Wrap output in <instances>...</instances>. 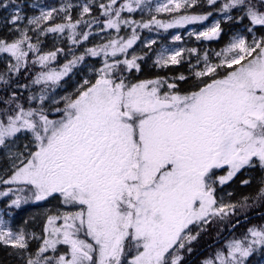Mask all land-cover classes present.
Listing matches in <instances>:
<instances>
[{"label": "snow or ice", "instance_id": "1", "mask_svg": "<svg viewBox=\"0 0 264 264\" xmlns=\"http://www.w3.org/2000/svg\"><path fill=\"white\" fill-rule=\"evenodd\" d=\"M197 2L167 0L156 11L186 13ZM206 2L217 7V0ZM27 7L18 0H0V10L11 9L6 24L19 33L12 42L0 39V53L10 57L6 74L26 67L30 52L37 56L34 63L45 67L62 51L42 54L39 36L34 44L29 31L67 33L73 44L87 41L91 34L77 31L80 25L117 34L123 25L132 35L87 48L62 71L41 72L32 81L55 85L85 56L103 53L94 82L85 79L75 96L62 97L63 107L55 99L47 105L49 97L43 91L23 103L16 91L0 95V199L15 197L0 215V244L15 249L23 264H182L183 251L191 252L200 234L193 235L190 226L205 231L238 209H247L249 199L264 202V178L256 196L242 202L224 203L216 196L218 185L242 171H264V0H226L219 7L225 14L236 10L239 21L248 23L215 53L217 62L207 54L201 62L197 49H188L196 54V64L189 62L190 76L135 83L124 73L140 71L137 60L143 57L127 58L139 38L133 27L137 22L122 13L151 10L150 0L99 2L102 20L92 17L90 3L41 7L39 15L31 17L24 11ZM74 7L80 12L76 20ZM61 14L64 22L50 23ZM211 15L179 14L168 23L153 16L140 26L167 29L203 22ZM221 34L217 21L196 38L212 40ZM184 51H161L155 63L178 65ZM117 53L125 58H117ZM189 79L191 87L181 89L177 81ZM0 82L8 85L10 75L6 79L0 74ZM50 199L58 201V208L47 215L39 235L25 227L14 230L5 218L13 206ZM258 250L264 251V226L248 228L203 264H247Z\"/></svg>", "mask_w": 264, "mask_h": 264}, {"label": "rangeland", "instance_id": "2", "mask_svg": "<svg viewBox=\"0 0 264 264\" xmlns=\"http://www.w3.org/2000/svg\"><path fill=\"white\" fill-rule=\"evenodd\" d=\"M70 2L73 5H80L83 3H90L93 5L94 14L100 16V10L98 7H96V4L99 2H106V0H58V3L53 5L52 3L46 4L44 2H40L39 0H20L19 3H27L29 5L28 8L31 10H35V13L27 12L28 16H36L39 15L40 8H52V7H60L62 4ZM119 2L123 3L124 0H119ZM167 0H150L151 10L149 8H143L136 9L133 13H128L125 11L122 13L124 17H126L129 20L136 21L137 24L133 25V27H136L137 29V35L138 39L135 41V43L132 45V48L128 49V53L130 51L134 52L135 50L139 49L140 47L147 46L150 41H155V52L154 55L149 56L150 52H143L138 57H143L142 60H151V58L154 60V62L157 59V56L161 51H167L172 52L177 49H184L183 52V59L182 61H190L191 64H196V54H189L188 49L195 48L198 51V54L201 58V62L203 60V57L205 54L208 55L209 59L215 63L217 62L218 58L216 57L215 53L219 52L222 48L226 46L228 41L231 39L232 36L236 35L237 33H242L244 31V25L248 23L247 20H244V23L241 24L239 21V16L241 13H238L236 10H232L230 13L225 14L224 12L219 10V7L223 5V0H217V7H212L207 4L206 0H198L197 4L194 7H191L187 10L185 13L182 9L180 13H169V12H157L156 6L158 4L166 3ZM33 5H38L39 7H31ZM208 12H211L212 15L208 17L207 20L203 22H195L190 24H185L183 26L173 27V28H158L155 24H152L150 28H143L140 25L144 23H148L153 16L156 17L157 20H160L162 22H171L174 16H178L179 14H188V15H206ZM11 13V9L8 11H3V15L0 16V31L4 30L6 32V35L3 36L1 39L6 40L8 42H12L13 40L17 39L19 36V33L12 30L10 25H7L5 22V18L9 17ZM77 15L80 17V12L78 7H74L71 10V14ZM228 15H231L233 19H228ZM63 17V15L61 14ZM220 22V27L222 24H224V27L227 25H231L232 27H228V30H222V34L219 38H214L212 40H205L203 38L197 40L196 34L199 32H202L206 30L207 28L211 27L215 22ZM64 22V21H63ZM233 22V23H232ZM56 23H62L61 21H57ZM240 23V24H239ZM233 24H238L237 26H234ZM23 27V25L21 26ZM89 39L87 41H82L84 46H88L89 44H95L97 45H103L108 42L110 39H118L119 37H124L127 39L132 35V31L130 28L122 25V30L119 32V34L116 33L115 30L106 29L104 32H99V28L94 25L92 29L90 30ZM191 33V35H190ZM34 36L32 37L33 40L31 42L37 41V36H39V39L41 36H45L46 40L51 43L52 47H54L55 51L57 48V45L60 43H66L67 45L71 43V41L68 39V34H47L44 35L39 32L33 31ZM179 35L181 37L180 40H175L174 37ZM217 46V47H215ZM50 50H45V48H40V52L42 54L48 53ZM52 52V51H50ZM111 50H109V62H111ZM139 53V52H138ZM84 55L80 51H77V49H71L66 52V54L63 56V63L61 62H50L49 68L42 67L38 62L34 63V60H37V56L34 53V60H32L33 66L36 69L37 73L34 76V79H36L37 76L40 75L41 72H47V71H62L65 64H68L69 61L73 60L74 56H81ZM117 58L124 59L125 54L117 53ZM128 58V57H127ZM128 59H131L128 58ZM10 57L7 54L0 53V68L7 69V65L9 63ZM7 61V62H6ZM104 56L103 53H101L99 56H91L85 57V59L81 62L76 63L72 66L71 70L67 72V74L63 75L58 83L55 85L52 84V82H48L47 86L42 82L41 84L44 85V88L41 89L38 94L36 95L39 97L41 95L42 91L49 97V100L45 103L47 105H51V101L53 99L60 100V107H63V101L62 97L65 96H75L77 93V89L83 84L85 79L92 80L94 82L95 78V70L100 68L103 64ZM5 63V65H1V63ZM12 63L15 61L12 60ZM48 63V62H47ZM155 65H157L155 63ZM186 69L189 70V62H185ZM158 66V65H157ZM168 66H175L169 64ZM161 67V66H159ZM165 68V67H161ZM158 77L154 78H142L141 80H154ZM140 81L139 79L136 81H131L133 83ZM40 85V84H35ZM38 103V101L36 102ZM50 118H58L54 115H50ZM260 173V181L262 178H264V171H261L259 169ZM219 174H223L222 172ZM227 184V183H226ZM226 184L223 186H217L216 196L217 199L223 200L224 203H237L235 202L237 196H233L234 194L229 190V185L226 188ZM231 194V195H229ZM15 198L12 196L11 198H8L7 202L5 201L4 204H10V199ZM6 198H2L0 200H4ZM242 199V198H241ZM58 208V201L55 199H50L48 201H41V202H29L27 204H21L19 208H16L15 206L7 209V215L5 218L9 221L10 226L13 227L14 230L25 227L29 233H36L37 235L42 233L43 225L46 222L47 215L55 214ZM0 215H4V209L0 206ZM254 226H257L256 224ZM192 230V234L195 235L197 232H200V229L196 225L190 226ZM253 227V226H252ZM250 228V227H249ZM248 229V228H247ZM240 232V231H239ZM241 233H243V229L241 230ZM241 238H229L223 243V248L225 245L230 242L233 239H239ZM38 241L32 242V247L35 248ZM3 245V244H0ZM5 246V245H3ZM11 247V246H9ZM12 248V247H11ZM13 249V248H12ZM15 250V249H14ZM217 251L213 252L212 255H205L201 259V263L209 258H213L215 256V253ZM17 256H19L15 250L14 252ZM259 264H264V257L260 260Z\"/></svg>", "mask_w": 264, "mask_h": 264}, {"label": "trees", "instance_id": "3", "mask_svg": "<svg viewBox=\"0 0 264 264\" xmlns=\"http://www.w3.org/2000/svg\"><path fill=\"white\" fill-rule=\"evenodd\" d=\"M19 1L20 0H18V3H19ZM39 1L40 2H44L46 4L52 3L53 5L58 3V0H39ZM223 1H226V0H223ZM24 10L27 11V12L35 13V10H31L28 7L25 8ZM93 11H94V9H93ZM93 14H94V12H92V17H100L101 20L103 19V17H101L99 15L93 16ZM2 15H3V10H0V16H2ZM72 18H73V20H76V19H79L80 17L77 16V15H74V13H73ZM85 19H89L90 20L91 17H87L86 16ZM57 21L63 22L64 21L63 17L61 15H57L55 17L54 21H52L50 23L55 24ZM243 23H244V21L241 22V24H243ZM233 25L237 26L238 24H233ZM42 26H45V25H42ZM228 27H232V26L226 24V26L224 27V24L221 25V29L222 30H228ZM91 29L85 27L84 25H80V26H78L77 31L90 32ZM5 35H6V32L4 30H1L0 31V39L3 36H5ZM28 35L32 38L34 36L33 31H29ZM31 40H33V39H31ZM82 41L83 40H81V42ZM33 43L36 44L37 41H35ZM50 45H52V44L51 43L49 44V42L46 40L45 36H41L40 39H39V43L37 44L39 49L40 48H45V50L53 51L54 47H52ZM97 46H98L97 44H95L94 46H93V44H89L88 46L87 45L84 46L83 43L73 44L71 42L68 45L66 43H60V44L57 45L56 48L57 49H61L62 51L57 52L56 59L55 60H49L48 63H47V66H45L44 68H49L50 67V65H49L50 62H56V63L57 62H61V63H63V61H62L63 60V56L66 54L67 51H69L71 49L72 50L73 49H75V50L77 49V51H80L82 54H84L85 50L87 48H94V47H97ZM215 47H217V46H215ZM88 56H85V57H88ZM32 60H34V53L30 52L29 56L27 58V66L25 67V66L22 65L19 73H16V72L13 71L10 74H6V70L5 69L2 70L0 68V74H5V78L6 79L10 75V82H9L8 85H4L2 82H0V95H7L11 91H16L18 94H20L21 102L23 103V102H25V98L27 96H29V95H37L38 92L41 89L44 88V85H42V84L35 85V84L32 83V81L34 80V76L37 74V73H35L36 69L33 66ZM1 65H5V63L3 62V63H1ZM17 85H28V88L25 89V88L17 87ZM5 89H7V91H5ZM25 106L27 107L28 105L25 104ZM234 182H238V181L234 180ZM239 182H241V181H239ZM258 187L259 188L261 187V183H260V185H258ZM259 188H257L256 191H255L254 188H251V187H248L247 190H242V193H241L242 199L239 200V198H238L237 203L238 202H242L244 197H249V198L255 197L257 192H258L257 190H259ZM0 189H3L2 185H0ZM233 194L234 195L238 194V188L234 190ZM7 200H8V198H6L4 200H0V206L4 210L6 208V204H4V202L5 201L7 202ZM248 203H249L250 206L247 209H244V210L238 209L235 215H232V216L226 218L223 221H219L218 220L215 223L207 226L205 231H200L199 236H197V238L194 241H192V243L190 245L192 251L191 252H188L186 250L183 251L182 254H183L184 259H183L182 263L185 261V258L187 257V255H190V254L195 253V252L198 253L201 250H203L202 252H204L203 253L204 255L202 257H204L205 255H212L213 252L223 249V243L226 240H228L229 238H232V237L238 238L240 236L242 238V236L247 233V227H246L245 231H243V233H241V230L244 228L245 224L242 225V226L240 225L237 228L235 227L232 230V232L230 233V235L227 238H225L222 242L214 244V245H211V246H208L213 241H215V240L219 239L221 236H223L226 233V231L229 229V227L233 223L238 221L239 218L243 214H245L247 212L251 213L256 207L261 208V207L264 206V202L253 200V199H249ZM256 220L257 221H255L253 223V225H251V226L254 227L255 224L257 225L255 227L264 226V219H262L260 217V218H257ZM14 252H15V250L12 249L11 247L0 245V264H23V261L21 260V258L19 256H17ZM202 252H200L199 254H201ZM202 257H201V259H202ZM263 257H264V251H259L258 250L251 257L248 258L247 264H259L260 260ZM201 259L198 260V263L194 262L193 264H202L201 263Z\"/></svg>", "mask_w": 264, "mask_h": 264}, {"label": "flooded vegetation", "instance_id": "4", "mask_svg": "<svg viewBox=\"0 0 264 264\" xmlns=\"http://www.w3.org/2000/svg\"><path fill=\"white\" fill-rule=\"evenodd\" d=\"M146 51L151 53L149 56L154 55L155 45H151L150 47L143 46V47H140L139 49L135 50L134 52L130 51L128 53L127 57L130 58L132 54H134L136 56H139L141 53L146 52ZM185 62H190V61H182L178 65L171 66V67L167 66L165 68H161V67L155 65V62H154V60L152 58H151V60L138 59L137 63L140 64V71L137 72V71L133 70L130 73L129 72L124 73V75L130 81H136L138 79L141 80L142 78L145 79V78H154V77H163V78L169 79L171 81L172 78L178 77L181 74H183L185 76H190L189 70L185 68L186 67ZM177 83H178V85H179V87L181 89H187V88L191 87V83L192 82H191V79H189L188 82L177 81ZM245 179L249 180L250 182L248 184H242L241 182H239V181H242V180H245ZM259 179H260L259 168L245 170V171H242L241 173H239L231 181H229L226 184V188L229 185V190L232 193L234 192L235 189L238 188V194L236 195L237 198L235 200V202H237L239 196L242 197V195H241L242 190H247L248 187H251V188H254L255 191H256V189L259 188L258 187V185H260L259 184ZM234 180H236L238 182H234ZM254 214H257V215L256 216H252ZM248 216H250L249 219H246L244 221L239 222V224H237L235 227L237 228L238 226H240V225L242 226V225L245 224V226L243 228V231H245L246 227L247 228L252 227L251 225H253V223L255 221H257L256 220L257 218L261 217L262 219H264V206L261 207V208L256 207L251 213L247 212V213L243 214L239 218V220L242 219V218L248 217ZM203 253L204 252L201 253L202 255L198 254L196 257L194 256L196 254V252L192 253L190 255H187V257H186L187 259L185 258V261L182 264H193L194 262L198 263V260H200L201 257L204 255Z\"/></svg>", "mask_w": 264, "mask_h": 264}, {"label": "water", "instance_id": "5", "mask_svg": "<svg viewBox=\"0 0 264 264\" xmlns=\"http://www.w3.org/2000/svg\"><path fill=\"white\" fill-rule=\"evenodd\" d=\"M256 215H257V214H254V215H252V216H256ZM249 218H250V216L245 217V218H242V219L236 221L235 223H233V224L229 227V229L226 231V233H225L223 236H221L219 239L213 241V242H212L211 244H209L208 246H211V245H214V244H217V243L222 242L225 238H227V237L230 235V233L232 232V230L234 229V227H235L237 224H239V222L244 221V220L249 219ZM208 246H207V247H208ZM202 251H203V250L199 251V252L196 253L194 256L196 257V256H197L200 252H202Z\"/></svg>", "mask_w": 264, "mask_h": 264}, {"label": "bare ground", "instance_id": "6", "mask_svg": "<svg viewBox=\"0 0 264 264\" xmlns=\"http://www.w3.org/2000/svg\"><path fill=\"white\" fill-rule=\"evenodd\" d=\"M260 183H261V181H260V179H259V184H260ZM241 198H242V197L240 196V197H239V200H240Z\"/></svg>", "mask_w": 264, "mask_h": 264}]
</instances>
